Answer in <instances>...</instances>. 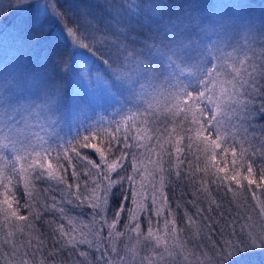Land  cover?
<instances>
[{
    "label": "snow or ice",
    "instance_id": "snow-or-ice-1",
    "mask_svg": "<svg viewBox=\"0 0 264 264\" xmlns=\"http://www.w3.org/2000/svg\"><path fill=\"white\" fill-rule=\"evenodd\" d=\"M71 7V4L68 7L63 6L61 0H43V3L40 0H19L17 4L20 11L32 10L29 16L21 20V24L26 25L25 34L29 35L30 39L44 35L50 19L55 18L62 25L63 35L60 31L55 34L50 33L48 38L51 43L57 44L66 35L74 49H87L93 54L106 53L103 59L108 72L107 79L112 85H120L133 98H147L150 93L158 95L166 93L170 98L166 106L171 104L168 111L173 115H183L186 122L184 126L186 137L173 129L179 137L175 141L178 153L181 151V141L185 138L189 143L195 140L205 148L208 162L215 168V175L221 182L227 180L229 183L241 185L243 181H247L248 186H258L264 182V145L258 155L255 150L253 155H247L235 147L227 146L228 140L219 120L221 107L225 102L233 108L239 106L243 109L244 115L251 117L248 120L250 125L257 120V114L260 118H264V47L261 48L258 60L254 64L248 62L247 58L245 61H240L239 66L226 62V57L229 55L227 49L231 47L233 32L237 28L241 29L245 33V39L252 36L253 32H258L261 43L264 44V24L258 29L251 20L234 21L230 25H203L199 18L192 16L186 8L182 12H176L177 5L170 3L169 0H160V3L154 6L156 10L152 12L156 30L152 35H145L140 43H136L135 41L140 40V37L130 35L134 29L130 21H117L113 31H104L93 24L87 13L70 18ZM137 44L141 46L137 47ZM79 59L84 62L80 65L81 68L89 62L80 55ZM62 63L63 60L60 66ZM85 74L81 73V75ZM104 77H106L104 74L101 76L100 71H97V79ZM192 80L196 82L195 87L191 83ZM41 84L43 95L37 103L24 94L25 87L29 85L23 78L0 82V151L10 148L13 153H17L10 165L0 156V161H4L5 164V167L0 168V188H3L0 196H3L4 215L6 218L10 216L27 222V218L20 213L22 205L19 202L20 197L17 196V192H21L19 185H23L22 195L26 193L30 199L34 182L47 180L65 184L64 172L69 166L74 169L72 176L79 181L84 173L78 170L79 166L75 161L76 159L86 161L85 166L96 169L97 176L102 172L104 178L92 181L95 187L91 189L87 200L92 209L93 222L97 227L87 234L81 231L77 237L71 235L62 223L58 224L52 232L54 236L58 234L55 244L59 246V251L53 250L51 256L54 257L65 249L75 252L80 246H86L78 253L84 259L79 262L73 260L71 264H114L108 256L119 255L116 242L126 234L121 229L136 232L138 237L143 236L137 213L154 211L159 217L166 210L167 197L163 192L165 185L163 175L159 190L160 206H157V198L154 195L153 207L150 209L146 204L138 201L140 194L135 191H129L127 196L119 192L121 199H130L133 205H137L135 209L122 208L121 201L118 205H114L112 200L114 187H122L125 180L131 183L135 179V165L132 176L122 175L126 168L124 164L126 158L131 156L133 161L136 159L128 151L131 147L129 141L136 139L139 144L141 139L139 130L137 136L132 137V128L137 126L138 121L140 124L148 125L150 120L156 118V110L149 102L143 112L137 110L126 116L123 120L125 126L123 135L120 134L119 123L111 131L86 129L87 134L78 136L74 138V143L67 144L62 156L58 154L53 158L50 154H41L35 149L24 155L16 145L19 142L18 137L24 135L26 130L30 131L31 118L40 115L41 111L54 117L59 104L58 87L49 86L43 79ZM257 99L260 100L258 106ZM50 117L48 127H52L55 122ZM43 127L44 125H41V128ZM259 128L264 136V124H260ZM142 138L153 139L147 127L143 131ZM161 139L163 138L157 137L158 141ZM121 144L123 148L119 146ZM160 147L163 152V145L160 144ZM85 150H91V154ZM53 159L56 161L55 164ZM61 160L63 164L60 163ZM217 160H219L218 166ZM17 163L20 164L19 168L16 166ZM159 171L163 173L164 168L160 167ZM204 171L210 170L206 166ZM112 173H115V177L111 175ZM221 173L223 175H220ZM92 175L93 172L89 170L87 176L90 178ZM104 180L107 181L106 184ZM68 187L71 188L72 185ZM80 195L81 193H76L77 199ZM67 203H72V200H68ZM84 203V200H80L77 206ZM23 206L28 207L29 211L32 209V205L27 200ZM46 208L53 214H59L61 218L68 217L67 210L55 200V197L52 205ZM109 212L110 216L107 215ZM36 218L40 217L37 215ZM188 219L191 222L190 216ZM68 222L73 223L71 218ZM47 223L51 225L54 222ZM169 223L172 224L171 231L175 233L176 220L174 218L171 222L165 220L166 229ZM72 231L75 232L76 229L73 228ZM153 238L156 244H160L161 237L155 236L149 228L144 240L151 242ZM208 241L211 246L210 256L203 264H224L227 259L240 251L264 247V232L257 233L252 228L246 231L245 226L241 225L238 231L235 228L227 231L225 228L221 231L220 239L213 240L209 237ZM39 244L43 246L44 241H39ZM167 250L165 246V251ZM106 252L108 255L105 254ZM161 259H163L162 254ZM22 264H28V261H22ZM41 264H47V261H42ZM63 264L69 262L64 261ZM120 264H127L125 258L120 259Z\"/></svg>",
    "mask_w": 264,
    "mask_h": 264
},
{
    "label": "trees",
    "instance_id": "trees-1",
    "mask_svg": "<svg viewBox=\"0 0 264 264\" xmlns=\"http://www.w3.org/2000/svg\"><path fill=\"white\" fill-rule=\"evenodd\" d=\"M18 2L19 0L16 3L0 5V82L23 78L29 85L25 87L24 94L37 103L43 95L41 79L49 86L56 85L59 89V104L54 117L41 111L40 115L31 118L30 131L26 130L24 135L18 137L19 142L16 146L21 154L27 155L35 149L36 152L50 154L53 158L58 154L62 156L67 144L74 143V138L87 134L86 129L111 131L119 123L120 134L123 135L125 127L123 120L126 116L137 110L143 112L149 102L156 110V118L150 120L148 125L140 124L138 121L137 126L132 128V137L135 138L139 130L141 139L139 144L136 139L129 141L131 147L128 151L136 159L133 161L131 156L126 158L124 161L126 168L122 175L132 176L133 165H135V179L131 183L125 180L122 187H114L112 200L114 205H118L121 201L122 208L135 209L137 205H133L130 199H121L119 195V192L127 196L129 191H135L140 194L138 201L146 204L150 209L153 207L154 195L157 198V206H160L159 190L161 175H163L165 178L163 192L167 197L166 210L159 217L154 211L137 213L143 236L138 237L136 232L121 229L126 234L118 238L116 242L119 255L108 256L114 264H119L130 242L135 243L147 236L149 228L155 236L161 237L160 244H156L153 238L148 243L149 246H157L156 250H162L166 245L170 246L173 234L172 224L169 223L167 229H161L160 225L165 220L171 222L174 218L175 229H179L184 221L181 210L191 211L192 202L201 208L209 235L213 239L215 235H221V231L225 228L230 231L242 225L245 218L249 221V212L256 205V195L263 194L264 182L258 186H248L247 181H243L241 185L229 183L227 180L221 182L215 175V168L208 162L205 148L195 140L191 143L186 138L181 141V151L178 153L175 141L179 137L173 129L186 137L187 134L184 132L186 122L183 115H173L168 111L171 104L166 106V102L170 99L166 93L164 95L150 93L147 98H133L120 85H112L107 79L108 72L103 59L106 53L93 54L87 49H74L66 35L57 44L51 43L48 38L50 33L55 34L60 31L63 35L62 25L55 18L50 19L49 27L44 35L30 39L29 35L25 34L26 25H22L21 20L29 16L32 10L20 11L17 8ZM40 2L43 3V0ZM169 2L177 5L176 12H182L186 8L192 16L198 17L203 25H230L234 21L251 20L254 22V27L258 29L261 24H264V0H169ZM158 3L160 0H61V4L65 7L72 5L69 8L70 18L87 13L93 24L104 31H113L117 21H130L134 26L133 33L130 35L140 37V40L135 41L136 43H140L145 35H152L156 30L152 12L156 10L154 6ZM262 47L264 44L261 43L258 32H253L252 36L245 39V33L237 28L233 32L231 47L227 49L229 55L226 57V62L239 66V62L247 58L248 62L254 64L258 60ZM79 55L89 61L84 68L80 66L84 62L79 59ZM61 60L63 63L60 66ZM97 71H100L101 76L104 74L106 77L97 79ZM81 73L86 74L81 75ZM191 83L193 87L196 86L195 80ZM259 103L260 100L257 99L256 105L258 106ZM49 117L55 121L52 127H48ZM250 119L251 117H246L239 106L233 108L227 102L222 104L219 120L228 140L227 146L235 147L247 155H253L255 150L258 155L264 145V136L259 128L260 124H264V118H260L257 114V120L251 125L248 123ZM41 125L44 127L41 128ZM145 127L148 128L153 139L142 138ZM192 135L194 136V133ZM157 137L163 139L158 141ZM160 144L163 145V152H161ZM119 146L123 148L122 144ZM25 149L27 151H24ZM85 151L91 154V150ZM16 155L17 153H13L10 148L0 151V156L9 165L15 160ZM95 158L98 159V157ZM253 158L255 159L256 156L254 155ZM4 161H0V168L5 167ZM158 161L162 163L158 164ZM55 162L53 159L54 164ZM60 163L63 164V160ZM216 163L218 166L219 160ZM75 164L79 166L78 170L84 173L79 181L72 176L74 169L69 166L64 172L65 184L47 180L34 182L30 199L26 193L22 195L23 185H19L21 192H17V196L20 197L19 202L22 205L20 213L30 219H32L30 214L38 215L40 218L35 219L36 227H39L41 232L53 235L52 229L58 224L64 225L66 220L59 214L47 211L46 206L52 205L53 197L63 205L68 215L79 216L88 222L87 225L91 227V230L97 227L93 222L92 209L87 200L91 189L95 187L92 181L103 180V173L97 176L95 174L97 170L85 166L86 161L80 159H76ZM16 166L19 168L20 164L17 163ZM206 166L209 172L204 171ZM160 167L164 168L163 173L159 171ZM89 170L93 172L90 178L87 176ZM111 175L115 177V173ZM106 183L107 181L104 180V184ZM68 185L72 187L69 188ZM0 192H3V188H0ZM77 192L81 193L79 199L76 197ZM26 200L32 205L31 211L23 206ZM68 200H72V203H67ZM80 200H84L85 203L77 206ZM2 201L3 196H0V258L8 257L11 263H16V260L10 256L17 245L16 238L8 235L7 231L13 229L12 222L17 219L5 217ZM107 215L110 216L111 213ZM96 219L98 220L99 217ZM48 221L54 223L49 225ZM57 238L58 234L53 235L54 240ZM105 254L108 255L107 252ZM23 256L26 260L35 259L25 254ZM254 256L250 255V258L246 257L235 264H264V259H251ZM53 258L47 259L42 255V260L47 261V264L62 263V260L59 262L57 255ZM30 263L35 264L33 261ZM225 264L228 263L225 262Z\"/></svg>",
    "mask_w": 264,
    "mask_h": 264
},
{
    "label": "rangeland",
    "instance_id": "rangeland-1",
    "mask_svg": "<svg viewBox=\"0 0 264 264\" xmlns=\"http://www.w3.org/2000/svg\"><path fill=\"white\" fill-rule=\"evenodd\" d=\"M16 2L17 0H0V5L2 6L3 3L12 4ZM176 204L181 205V203ZM255 204V208L249 212V221L245 218L242 225L245 226L246 231L252 228L257 233H261L264 232V211H262V206H264V191L263 194L259 193L256 195ZM177 208L179 209L181 207ZM190 208L191 211L181 210L184 221L179 226V229H175V233L172 234L171 245H166L167 251H165V246L162 250H156L157 246H149V242H145L144 238L135 243L130 242L122 256L125 258L127 264H203L210 256L209 248L211 246L208 241L210 235L201 208L196 206L193 202ZM188 216L191 217V222ZM30 217L32 219L27 218V222L15 220V222H12L14 223L13 229L7 231L8 235L12 233L13 237L16 238L15 244L17 245L13 248L14 252L10 255L16 260V263H11L8 257H6L4 259L0 258V264H22V261H28V264H31V261L35 264H41L43 261L42 255L47 259H54L51 253L53 250L59 251V246L55 244L53 235L41 232L39 227H36L35 219H37V216L30 214ZM69 218L72 219V224H69ZM65 219L64 227L71 235L79 237L81 231L85 234L91 231V227L87 225L88 222L77 215H68ZM160 226L161 229H165V221ZM240 226L236 228L237 231L240 229ZM73 228L76 229L75 232L72 231ZM232 230L233 228L230 231ZM220 238L221 235H215V239H211L216 240ZM41 240L44 241L43 246L39 244ZM181 245H183V247H181ZM85 247L86 246H80L75 252L65 249L57 255V258H59V262L62 260L61 264H63L64 261H68L69 264H71L73 260L77 262L82 261L84 258L80 257L78 253ZM201 253H207V255H201ZM24 254L35 259L26 260V257L23 256ZM161 254L163 255V259H161ZM95 255L98 256V253H95ZM250 255H255L251 258L253 260L264 259V247L240 251L225 262L228 264H235L244 258L246 259V257L250 258Z\"/></svg>",
    "mask_w": 264,
    "mask_h": 264
}]
</instances>
